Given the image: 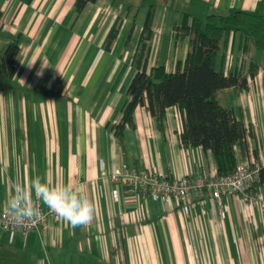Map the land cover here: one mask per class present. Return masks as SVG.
Instances as JSON below:
<instances>
[{
  "label": "crops",
  "instance_id": "obj_1",
  "mask_svg": "<svg viewBox=\"0 0 264 264\" xmlns=\"http://www.w3.org/2000/svg\"><path fill=\"white\" fill-rule=\"evenodd\" d=\"M75 3L0 0V209H7L4 201L14 182L37 176L50 184L71 183L95 205L86 227L49 218L40 232L18 235L12 243L0 234L10 247L9 262L264 264V208L228 197L222 219L208 201L188 205L133 195L112 178L126 161L170 179L217 172L211 152L183 147L177 108L168 110L162 132L139 106L135 128L126 125L122 142L116 137L148 17L153 38L146 71L164 66L174 73L189 52L190 37L177 40L175 33L186 14L202 22L235 11L264 15V0H98L80 15ZM16 38L21 40L17 71L8 78L1 52ZM221 54L226 74L248 75L252 64L257 68L248 89L222 91L237 94L236 119L254 133L250 155L238 157V163L264 166V51L245 31H231ZM250 193L264 198V186Z\"/></svg>",
  "mask_w": 264,
  "mask_h": 264
},
{
  "label": "trees",
  "instance_id": "obj_2",
  "mask_svg": "<svg viewBox=\"0 0 264 264\" xmlns=\"http://www.w3.org/2000/svg\"><path fill=\"white\" fill-rule=\"evenodd\" d=\"M97 2L76 0V14H82L90 4ZM231 31H245L254 47L264 51V15L260 13L235 11L229 15H210L205 22L186 14L181 26L175 28L177 40L190 37L185 64L174 73H168L164 66L153 68L147 73L148 43L153 38L150 15L139 42L140 51L136 59L138 72L129 86V101L116 129L118 140L123 141L126 125L135 128L137 107H146L157 120L162 132L165 131L168 110L177 108L183 115V147H201L205 152H211L218 176L233 175L239 164L238 157L250 155L248 138H252L254 133L236 119L233 109L219 103L218 93L231 88L248 89L249 80L255 78L257 68L252 64L248 75L233 72L226 74L223 71L222 43L225 35ZM116 36L117 33L112 32L111 40ZM20 44L21 40L16 38L1 52L2 69L8 78L16 74L15 62L20 53ZM263 186L264 166H261L259 180L251 191L257 194Z\"/></svg>",
  "mask_w": 264,
  "mask_h": 264
},
{
  "label": "built area",
  "instance_id": "obj_3",
  "mask_svg": "<svg viewBox=\"0 0 264 264\" xmlns=\"http://www.w3.org/2000/svg\"><path fill=\"white\" fill-rule=\"evenodd\" d=\"M248 131L249 127H246ZM250 138H248V141ZM254 168L248 163H239L236 172L227 177L218 176L217 172L203 177H178L170 179L166 175L153 171H137L122 164L114 173V181L127 186L133 195H149L159 197L163 201L176 199L188 205L208 201L214 209L219 210L222 219L226 216V198L237 197L247 206L264 208V198L250 193L253 185L259 180L260 165L254 162ZM41 215L35 221L14 223L9 219L7 209H0V233H6L13 242L18 235L40 232L49 218L59 219L51 214L42 203L38 204Z\"/></svg>",
  "mask_w": 264,
  "mask_h": 264
},
{
  "label": "clouds",
  "instance_id": "obj_4",
  "mask_svg": "<svg viewBox=\"0 0 264 264\" xmlns=\"http://www.w3.org/2000/svg\"><path fill=\"white\" fill-rule=\"evenodd\" d=\"M39 203L72 228L86 227L94 219L95 205L84 192L71 183L50 184L38 176L28 183L14 182L4 206L9 219L21 223L40 217Z\"/></svg>",
  "mask_w": 264,
  "mask_h": 264
},
{
  "label": "rangeland",
  "instance_id": "obj_5",
  "mask_svg": "<svg viewBox=\"0 0 264 264\" xmlns=\"http://www.w3.org/2000/svg\"><path fill=\"white\" fill-rule=\"evenodd\" d=\"M237 98V94L233 91L232 93L228 91H222L219 95V103L223 105L226 108L232 109L234 105V98ZM253 195V194H252ZM5 246V247H4ZM10 247L6 246L0 241V255H2V261H7L5 264H13L12 262H9V259L12 261V258L8 256V253L10 252ZM9 258V259H8Z\"/></svg>",
  "mask_w": 264,
  "mask_h": 264
}]
</instances>
